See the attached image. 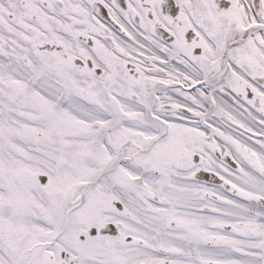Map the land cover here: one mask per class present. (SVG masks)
<instances>
[{
  "label": "snow or ice",
  "instance_id": "1",
  "mask_svg": "<svg viewBox=\"0 0 264 264\" xmlns=\"http://www.w3.org/2000/svg\"><path fill=\"white\" fill-rule=\"evenodd\" d=\"M0 264H264V0H0Z\"/></svg>",
  "mask_w": 264,
  "mask_h": 264
}]
</instances>
